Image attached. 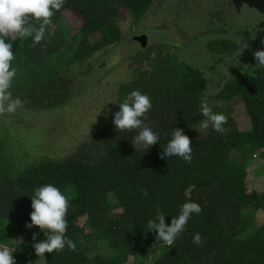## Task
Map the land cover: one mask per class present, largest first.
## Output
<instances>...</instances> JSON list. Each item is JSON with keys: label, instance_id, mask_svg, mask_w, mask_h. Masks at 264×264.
<instances>
[{"label": "trees", "instance_id": "1", "mask_svg": "<svg viewBox=\"0 0 264 264\" xmlns=\"http://www.w3.org/2000/svg\"><path fill=\"white\" fill-rule=\"evenodd\" d=\"M155 2L159 0H66L39 45L33 46L31 38H6L13 44L17 68L10 90L24 101L21 109L49 111L69 103L79 79L94 67L93 57L123 39L121 18L139 21ZM69 13L80 20L76 28L67 21ZM224 14L225 7L221 13L213 10L210 23L225 24ZM240 46L225 39L209 43L214 61L230 58L239 67L213 96L208 78L193 62L157 57L150 70L134 69L120 89L118 78L107 93L115 97L112 106L106 107L108 99L93 98L89 117L77 116V123L70 115L41 123L58 129L48 133L54 148L34 154L19 146L28 143L24 132L30 126L13 140L0 137V248H10L16 264L35 259L33 245L45 234L38 226L26 227L31 196L36 188L53 184L70 200L66 235L76 250L45 253L46 264H264V176H256L260 167H246L243 158L249 147L264 148V66H256L247 49L234 56ZM134 90L152 98L145 122L161 137L147 151H136L131 143L137 130L120 132L113 123L118 104ZM204 97L214 113L227 117L224 133L211 123L197 131L205 119L199 110ZM174 128L190 137L191 162L178 156L161 159ZM189 201L199 203L202 212L193 214L173 245L159 243L157 233L148 231V221L159 210L170 225ZM248 219L254 230L239 239L248 231ZM197 232L205 240L202 246L192 243ZM33 233H39L36 241ZM150 248L156 249L154 262Z\"/></svg>", "mask_w": 264, "mask_h": 264}, {"label": "rangeland", "instance_id": "2", "mask_svg": "<svg viewBox=\"0 0 264 264\" xmlns=\"http://www.w3.org/2000/svg\"><path fill=\"white\" fill-rule=\"evenodd\" d=\"M223 7L226 23L218 21L216 26L212 25L209 18L211 12L215 10L221 13ZM67 21L74 28L80 23L73 13H69ZM121 27V42L93 57L95 61L91 66L94 67L79 79L80 85L69 103L49 111L27 112L20 108L15 113L0 116V137L13 140L12 137L18 138L25 126H30L29 131L24 132L28 143L19 142V146L34 149V154L54 148L48 133L57 134L58 129H45L41 123L56 122L64 115H70L72 121L77 123L84 114L89 117V106L93 105V98L105 103L108 99L106 107L112 106L111 102L115 101V97H107V93L116 87L118 78L120 86L117 87L120 88L122 83H126L125 80H131L134 69L150 70L157 63V57L167 59L172 55L178 56L181 63L188 61L192 65L193 62L208 78L211 95L217 94L227 81V75L239 67L236 66L237 60H233L234 64L230 58L214 61V57L209 56L208 45L219 39L236 41L239 44L244 41L249 45V56L254 58L253 52L260 50L264 41L261 32L264 29V0H159L148 15L139 21H134L129 16L122 17ZM136 36H146L147 45L142 46L134 41ZM152 58L156 61L153 62ZM83 66L88 67V64ZM170 85L176 86V81ZM197 131L202 133L203 127L199 125ZM66 140L70 143L69 138ZM252 149L249 147L243 152L245 165H252L254 169L260 167L255 173L256 176L263 177L264 148ZM254 155H258L256 161L253 160ZM254 227L255 224L248 219V231L239 239L252 233ZM155 251V248H150L147 253L152 255ZM155 260L156 255L153 254L152 262ZM29 264H46L45 258L37 255Z\"/></svg>", "mask_w": 264, "mask_h": 264}, {"label": "clouds", "instance_id": "3", "mask_svg": "<svg viewBox=\"0 0 264 264\" xmlns=\"http://www.w3.org/2000/svg\"><path fill=\"white\" fill-rule=\"evenodd\" d=\"M66 0H0V116L15 113L23 107L24 101L19 97L13 98L12 84L17 76V68L13 66L16 56L13 44L6 42V38H31L33 46L39 45L44 39L46 30L52 23V17L60 11ZM249 45L242 41L241 46L234 53L240 57ZM256 66H264V50L253 52ZM119 111L114 114L113 123L120 132L137 134L131 143L137 150H148L150 146L160 141V134L146 123L147 113L152 108V98L139 90L132 91L129 96L118 104ZM200 113L205 117L202 127L207 129L211 123L216 132L224 133L227 117L222 113H214L208 105L207 97L200 103ZM192 141L181 128H174L171 139L163 147L161 159L178 156L184 161L192 160ZM33 211L30 214L31 223L27 228L38 226L45 234V239L34 243L35 253L40 257L45 253L63 251L66 247L70 251L76 250L75 242L66 233L68 229V211L71 207L69 198L55 185L46 184L35 189L31 196ZM202 206L196 202H186L180 208L178 216H173L171 224H167L166 215L157 211L155 219L147 223L148 231L157 233L155 239L166 245H173L176 239L186 229L193 214L199 215ZM39 233H33V241ZM205 242L197 232L193 235L192 243L202 246ZM13 251L8 247L0 248V264H16Z\"/></svg>", "mask_w": 264, "mask_h": 264}, {"label": "water", "instance_id": "4", "mask_svg": "<svg viewBox=\"0 0 264 264\" xmlns=\"http://www.w3.org/2000/svg\"><path fill=\"white\" fill-rule=\"evenodd\" d=\"M134 40L138 41L142 46H146L148 42V38L146 36H136Z\"/></svg>", "mask_w": 264, "mask_h": 264}, {"label": "flooded vegetation", "instance_id": "5", "mask_svg": "<svg viewBox=\"0 0 264 264\" xmlns=\"http://www.w3.org/2000/svg\"><path fill=\"white\" fill-rule=\"evenodd\" d=\"M131 73V72H130ZM132 77H133V75H132ZM132 79V78H131ZM116 88H118V87H116ZM115 89V88H114ZM120 89V88H119Z\"/></svg>", "mask_w": 264, "mask_h": 264}]
</instances>
